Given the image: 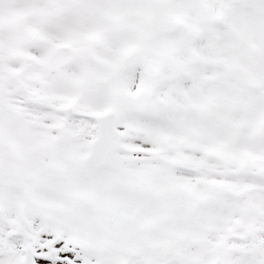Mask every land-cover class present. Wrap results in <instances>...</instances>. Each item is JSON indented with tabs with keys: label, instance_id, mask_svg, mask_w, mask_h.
I'll use <instances>...</instances> for the list:
<instances>
[{
	"label": "snow or ice",
	"instance_id": "6c2138e0",
	"mask_svg": "<svg viewBox=\"0 0 264 264\" xmlns=\"http://www.w3.org/2000/svg\"><path fill=\"white\" fill-rule=\"evenodd\" d=\"M0 264H264V0H0Z\"/></svg>",
	"mask_w": 264,
	"mask_h": 264
}]
</instances>
